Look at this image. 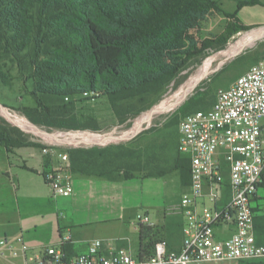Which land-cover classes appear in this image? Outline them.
<instances>
[{"label":"trees","instance_id":"obj_1","mask_svg":"<svg viewBox=\"0 0 264 264\" xmlns=\"http://www.w3.org/2000/svg\"><path fill=\"white\" fill-rule=\"evenodd\" d=\"M255 4L240 2L238 8ZM219 5L215 0H0V80L7 82L10 77L8 63L27 72L34 82L37 107L22 111L36 125L65 126L58 122L64 115L55 111L65 113L67 105L47 106L43 97L64 100L89 93H103L119 123H126L159 94L152 91L158 80L176 75L194 58L196 51L186 53L169 69L158 64L166 52L176 51L188 28L210 9L230 20L215 43L226 44L235 33L252 29ZM126 96L135 98L128 102L131 110L116 103ZM14 133L15 129L0 131V146L24 145L21 135ZM68 152L73 172L99 173L109 166L120 177L119 157L112 149ZM179 153L189 161V187L190 159ZM139 228L138 257L144 261L153 256L161 239L157 227L140 224Z\"/></svg>","mask_w":264,"mask_h":264},{"label":"built area","instance_id":"obj_2","mask_svg":"<svg viewBox=\"0 0 264 264\" xmlns=\"http://www.w3.org/2000/svg\"><path fill=\"white\" fill-rule=\"evenodd\" d=\"M179 131V150L190 159L191 176L180 200L184 238L179 251L160 241L153 256L141 261L125 250L106 254L96 241L87 254L69 259L63 243L35 250L18 235L0 238V259H20L21 264H235L264 259L253 216L264 181V59L220 90L211 109L187 115ZM57 151L54 143L43 148L45 155ZM58 155L60 166L47 172L45 180L55 197H71L70 160L66 153ZM142 223L151 225L148 219ZM228 224H234V233L218 239L216 230Z\"/></svg>","mask_w":264,"mask_h":264},{"label":"rangeland","instance_id":"obj_3","mask_svg":"<svg viewBox=\"0 0 264 264\" xmlns=\"http://www.w3.org/2000/svg\"><path fill=\"white\" fill-rule=\"evenodd\" d=\"M223 7L228 11L233 10L228 3ZM223 7L219 5L222 10H224ZM229 22L230 20L221 11L210 9L202 15L199 21L197 20L192 27H189L184 33L185 37L179 41L178 47L174 51L176 54L173 51L166 52L158 64L160 68L169 69L180 62L186 53L196 51V55L176 75L158 80V86L154 84L152 91L158 90L160 91L159 94L144 111L126 123H119L109 99L103 93L77 95L64 100L43 97L44 102L48 101L47 106L53 105L56 108L67 105L65 113L64 110L55 111L58 115H64L59 118L58 122L65 126L64 128H52L32 123L22 110L37 107L33 96L34 82L27 78V72L24 73L17 65L11 63H8L9 68H11L8 81L0 80V106L2 105L3 109L19 116L36 128L48 130L50 133L98 135L113 132L112 142L106 141L101 145H65L55 142L54 144L61 152L78 149H112L117 152L119 157L117 165H119L121 179H131L137 176H142V178L158 177L161 175L160 186L156 184L153 188L151 187V193L148 196V188L145 186V201L153 207H166L173 203L170 209L162 214L166 220L162 230L157 227L159 230L157 237L161 239L160 241L165 242L170 250L175 249L180 245L183 236L184 220L180 210V200L188 191L186 183L188 182L189 167L188 159L179 153L180 123L190 113L212 107L220 90L229 89L238 77L247 73L264 59V37L258 39L252 46L247 47L236 56L217 58L218 55L225 53L241 41L244 36L253 31L264 30V25L252 27L247 31L235 33L226 44L215 43ZM207 44L210 46L207 47ZM211 59L212 64L207 74L198 82L197 87L186 100L168 112L154 113L158 105L172 99L173 95L186 86ZM135 96L137 98V95ZM135 98L118 97L116 103L119 107L124 106L131 110L133 106L128 105V102ZM146 114L149 115L146 121L142 123L141 129L133 135L130 134L142 116ZM129 122L130 124H128ZM10 129H15L21 135L30 137L34 142L43 145V148L51 144L42 137L25 132L0 112V131L8 132ZM152 212L156 213L155 210Z\"/></svg>","mask_w":264,"mask_h":264},{"label":"crops","instance_id":"obj_4","mask_svg":"<svg viewBox=\"0 0 264 264\" xmlns=\"http://www.w3.org/2000/svg\"><path fill=\"white\" fill-rule=\"evenodd\" d=\"M215 1L222 7L228 3L233 10L223 9L235 14L244 26L264 25V0ZM251 1L258 4L238 8L240 2ZM21 137L25 143L22 146H0V238L23 235L35 250L63 243L69 259L87 254L91 245L100 241L106 254L125 250L139 259L142 219L162 230L166 220L162 214L173 204L153 207L145 201V186L148 196L151 187L160 186L162 176L121 179L114 167L109 166L101 168L99 173H76L71 170L70 161L74 192L71 197H55L45 174L60 166L58 152L61 151L45 155L43 145L25 135ZM68 151L63 153L70 160ZM253 216L256 243L264 245V181L253 202ZM234 231V224L222 225L216 235L224 240ZM183 238L184 235L177 248L169 250L179 251ZM0 264H21V260L0 259ZM235 264H264V259Z\"/></svg>","mask_w":264,"mask_h":264},{"label":"bare ground","instance_id":"obj_5","mask_svg":"<svg viewBox=\"0 0 264 264\" xmlns=\"http://www.w3.org/2000/svg\"><path fill=\"white\" fill-rule=\"evenodd\" d=\"M264 37V30L261 31H253L250 34L244 36L241 41L236 43V45L229 48L225 53H222L217 56L218 57H233L239 54L241 51L246 49L247 47L252 46L258 39ZM215 57V56H214ZM212 64V59L209 60L205 66L191 79V81L184 86L182 89H180L175 95H173V98L164 101L158 107L155 109L154 113H164L168 112L171 109L175 108L177 105H179L181 102L186 100V98L192 93V91L197 87L198 82L202 80L205 75L207 74L210 66ZM174 100V102H173ZM0 112L6 118H8L13 124L17 125L18 127L22 128L24 131L32 133L35 136L42 137L44 140L51 142V143H60V144H102L103 142L110 141L112 142L113 139V132L110 134H73L70 135L68 133H50L49 131H44L42 129L36 128V126L32 125L31 123L25 121L24 119L20 118L19 116L11 113L8 110L3 109V107L0 106ZM150 114V113H149ZM149 114H146L145 116H142L140 121L138 122L137 126L133 128L132 132L130 134H135L141 129L142 123L146 121L148 118L147 116ZM118 133V132H117ZM121 134V133H120ZM127 134V133H126ZM128 135V134H127ZM129 138V137H125ZM122 139V138H121ZM120 140V139H117ZM115 141V140H114Z\"/></svg>","mask_w":264,"mask_h":264},{"label":"water","instance_id":"obj_6","mask_svg":"<svg viewBox=\"0 0 264 264\" xmlns=\"http://www.w3.org/2000/svg\"><path fill=\"white\" fill-rule=\"evenodd\" d=\"M2 106V105H1ZM3 107V106H2Z\"/></svg>","mask_w":264,"mask_h":264}]
</instances>
